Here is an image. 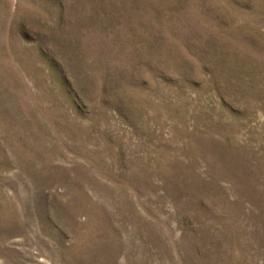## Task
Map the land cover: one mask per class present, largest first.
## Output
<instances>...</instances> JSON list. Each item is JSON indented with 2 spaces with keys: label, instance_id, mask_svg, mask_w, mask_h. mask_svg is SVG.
Returning <instances> with one entry per match:
<instances>
[{
  "label": "rangeland",
  "instance_id": "1",
  "mask_svg": "<svg viewBox=\"0 0 264 264\" xmlns=\"http://www.w3.org/2000/svg\"><path fill=\"white\" fill-rule=\"evenodd\" d=\"M0 264H264V0H0Z\"/></svg>",
  "mask_w": 264,
  "mask_h": 264
}]
</instances>
